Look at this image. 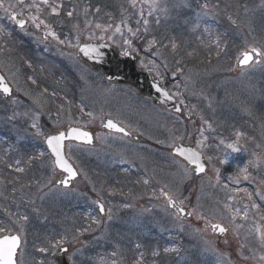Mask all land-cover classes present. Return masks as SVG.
<instances>
[{
    "label": "rangeland",
    "instance_id": "1",
    "mask_svg": "<svg viewBox=\"0 0 264 264\" xmlns=\"http://www.w3.org/2000/svg\"><path fill=\"white\" fill-rule=\"evenodd\" d=\"M0 3L5 23L11 26L10 13H18L29 22L28 31L21 34L27 39L34 37L36 43L33 55L24 52L20 65L13 60L1 61L16 96L8 102L0 98V134H5V140L0 138V226L5 229L0 235H21L20 264H53L58 249L46 253L39 249L62 237H67L65 245L72 249L70 264H135L136 260L142 264H264V209L251 207L254 198L264 207V200L256 194H264V63L230 76L244 50L253 46L264 49V0H156V8L152 7L153 0H136L135 7L129 0H49L50 5H62L58 16L40 0L35 4L41 11L37 13L34 7L30 14L18 6L20 0ZM204 3L208 4L207 16L201 15L199 7ZM69 11L73 12L71 17ZM30 15L45 20L56 38L46 36L43 25L37 29ZM228 16L237 24L233 25ZM144 20L148 21L147 31ZM206 21L222 28L224 42L223 37L218 40L227 48L209 63L204 57L214 52L207 49L209 46L203 47V35H199L209 30ZM98 24L101 28L96 27ZM196 24L199 27H194ZM117 27L120 32H116ZM153 39L156 44L149 47ZM90 40H106L122 54L139 53L141 66L176 99L184 101L186 117L164 113L128 88L108 84L84 68L76 58L77 48ZM173 40L179 45L175 53L170 47ZM142 50L150 53L143 54ZM188 52L193 55L188 56ZM178 68L182 71L177 72ZM172 73L179 78L175 82L170 81ZM191 114L197 117L195 122L189 120ZM33 117L46 134L67 126H89L97 132L99 148L71 145L67 151L82 176L73 189L53 185L58 173L44 148V138L34 135ZM106 117L140 133V143L102 135L101 122ZM235 132L243 134L237 144L239 152L227 147L236 143ZM177 136L183 139L176 140ZM203 136L208 138L204 156L212 159L208 161L209 176L198 181L192 173L191 179L184 174L186 167L172 156L169 145L196 147ZM40 152L45 155L30 159ZM17 160L25 169L23 173L14 171ZM245 166L249 179L234 182L231 177ZM131 187L135 192L142 188L144 193L134 196ZM161 189L183 201L195 224L181 221ZM245 189L253 193L251 201ZM99 199L111 210V219L99 218L94 203ZM140 203L145 212L138 210ZM237 210L240 215L233 218ZM245 211L248 216L243 219ZM21 216L28 217L21 221L22 232L21 224L15 223ZM93 218L100 224H92ZM147 223L157 230L152 232ZM202 223L225 224L229 233L218 240L204 226L203 239L197 240ZM89 225V231L77 235L78 229ZM144 238H150L147 244ZM159 242L164 249L176 251L158 257ZM79 243L81 247L76 248ZM151 244L156 245L153 251Z\"/></svg>",
    "mask_w": 264,
    "mask_h": 264
},
{
    "label": "snow or ice",
    "instance_id": "2",
    "mask_svg": "<svg viewBox=\"0 0 264 264\" xmlns=\"http://www.w3.org/2000/svg\"><path fill=\"white\" fill-rule=\"evenodd\" d=\"M130 4L135 7V3L136 0H129ZM21 3H23V0H21ZM40 3L45 5V6H49L51 7V12L54 15H59V8L62 7V5H50L49 4V0H40ZM33 7L36 8L37 13H39L41 11L39 5L37 4H33ZM158 5L156 3V0H153V4L152 7L156 8ZM185 6H190V5H185ZM0 7H3V4L0 3ZM200 9H201V15L207 16L208 15V4L204 3L199 5ZM161 11H166V9L161 8ZM97 12L100 11V9H96ZM5 12H7V9H5ZM67 15L69 17H71L73 15L72 11L67 12ZM12 20H14L17 24H19V26L21 28L25 27V21L22 19H17L16 16H11L10 17ZM29 19L32 21V23L35 25V27L37 29H39L41 27V25L44 26L45 29H47L46 31V36H52L54 38H56V34L55 32L51 31L50 26L45 22V20L40 19L38 15H30ZM228 20L233 24L236 25L237 21L235 19H233L231 16H228ZM157 23H159V20L156 21ZM139 23V21H138ZM143 24L145 25V31H147V24L148 21L144 20ZM97 28H101V25H96ZM194 27H199V24L194 25ZM130 32H132V29H129ZM139 31V29L136 30V32H133V35H136L137 32ZM116 32H120V28L117 27L116 28ZM101 39H103V37H100ZM63 42V41H61ZM125 43L130 44V41H125ZM156 44V41L153 39L151 41H149V47H152L153 45ZM167 47V46H165ZM170 47L172 52H176L177 49L179 48V45L173 40L170 42ZM216 47L218 49L217 51V55H219V50L221 48L220 42L219 40H217V44ZM79 51L83 52L85 55H90L92 53H97L98 54V50L96 48L90 47V46H84L79 48ZM125 55H127V53H125ZM188 56H192L193 53L192 52H188L187 53ZM264 63V49L259 48V47H251L249 50H246L245 52H243L238 60V64L241 68V70L243 71V69L245 67H249L252 64H261ZM31 65H29L30 67ZM177 72L182 71L181 69H177ZM30 80H32V83L35 84L36 81L33 80L31 77H29ZM156 91L157 93H159L160 95H162L166 100L167 99H172L173 95L167 91L166 89H164L162 86L157 85L156 86ZM45 92H47V89H45ZM0 93H3L6 96H11L12 95V88L9 86L8 83L5 82V77L0 76ZM54 95V93H53ZM12 103H16L15 100L12 101ZM37 103H39V101H37ZM179 103L182 105L184 103L183 100H180ZM60 111H62V109H60ZM81 111H83V109H81ZM177 112H181V108L177 107L176 108ZM88 116H92V113H87ZM15 116V114H14ZM204 123H208L207 121H204ZM209 128H211V125H208ZM104 127L110 130H113L115 132H119V133H123L124 135H128V133L126 132L125 128L121 125H118L116 122H114L112 119H108L107 122L104 124ZM31 128L35 129V133L34 135H36L37 137H43L44 138V143L47 146V150H49V155L50 157H52V163L54 165V170L56 168H58L59 170H61L63 173L66 174V178L65 179H60L57 183L65 188H68L71 186V181L74 180L78 173L77 170L73 167V165L69 162L68 156H67V152H66V148L67 151L70 152L71 151V144L69 143L68 145H66V141L68 142H72V141H78L81 142L83 144H92L93 142V138L90 132L88 131H84L80 128L77 127H68L65 130H57L55 133L52 134H46L42 128L41 125H39L37 122H35V117H33V123L31 124ZM235 137H236V143H229L227 144V147L229 149H231L233 152H239L241 151V149L239 147H237V144L239 143V141L241 140L243 134L240 132H235L234 133ZM176 140H182L183 136H177L175 137ZM207 137L203 136L202 139H198L196 142V147H183V146H175V145H169L170 147L174 148V154L183 158V160L186 162L187 165L192 166L191 168H185L184 170V174L191 179V172H195L196 174H204L206 171V165L203 162L204 161V153H203V149L207 148L208 145L206 144L207 141ZM221 144H224V141L221 140L220 141ZM45 155L44 152H40L39 155L37 157H32L30 159H38L40 157H43ZM212 157H207L208 161H211ZM224 163H226V161H222ZM20 161L17 160L15 162V167H14V171L17 173H23L25 171V169L23 167H20ZM255 166V165H254ZM10 168L13 167V165H9ZM217 172H219V170L217 169ZM249 172H248V168L247 166L238 169L237 174L234 177H231V179L234 180V182L239 183L240 179H244V180H248L249 179ZM149 181L147 179L144 180V183L147 184ZM217 182H219V175H217ZM224 187H228L227 184L224 185ZM236 191V190H234ZM245 194L247 195L248 199L251 201L252 197H253V193L248 192L246 189L244 190ZM115 194V193H113ZM257 195H260L261 199L264 200V194L261 193H256ZM161 195L166 199L167 204L169 207L177 209V215H183L185 214V209L183 207H180L179 205L183 204V201H178L176 198H174L169 192L164 191L163 189H161ZM94 203L97 205L98 207V212L100 214H105L107 213L108 218L111 219V210L110 209H106L105 205L100 202V201H94ZM251 207L254 209L259 210L260 209V205L255 203L254 201L251 203ZM193 213L192 212H187L186 215L187 216H191ZM240 212L239 210L236 211V213L234 214L235 216H239ZM248 216V213L245 211L243 214V219H246ZM262 219H264V216L261 217ZM28 217L27 216H21L18 220L15 221L16 224H21V221H27ZM92 224H96L99 225L100 224V220L93 218L91 221ZM212 230L214 232H219L220 234H225L228 229L224 226H222L219 223H214L210 225ZM90 225L89 227H85L83 229H78L77 230V235H83L85 232L90 230ZM5 229L4 227L0 226V232H4ZM20 231H23V225L21 224L20 227ZM75 238V237H73ZM261 241L262 243H264V236L261 237ZM68 242L67 237H62L61 239L53 242H49V247L45 248L42 247L39 249V251L41 253H46L48 252L50 249L54 252L55 250L59 249V251L63 252V253H67L68 249L67 247H65V244ZM22 243V237L21 235L17 234V235H8L5 234L3 235V238H0V264H18V259H17V252L18 249L20 248ZM139 247V246H138ZM168 251H176L175 249H165V252ZM153 255H157V253H153ZM69 259H71V257H69ZM261 260H264V256L261 257ZM41 264H43V261L41 262ZM135 264H142L141 260H136Z\"/></svg>",
    "mask_w": 264,
    "mask_h": 264
},
{
    "label": "water",
    "instance_id": "3",
    "mask_svg": "<svg viewBox=\"0 0 264 264\" xmlns=\"http://www.w3.org/2000/svg\"><path fill=\"white\" fill-rule=\"evenodd\" d=\"M16 25L19 26V24H17V23H16ZM86 45L93 47V48H96L98 50V54L92 53L90 55H85L83 52L79 51L78 57L88 67H90L91 69H93L96 72H100L109 83H113V84L121 85V86H127V87L131 88L137 95H139L140 97H142L146 100L151 101L156 106L163 109L164 111H168L170 113H173L174 115H183V106L175 98L166 100L162 95L157 93V91H156L157 85L162 86L164 89H166V88L150 72L142 69L139 66V58L136 54L129 52V53H127V55L121 56L116 47L109 45L105 41H103V42H86V43H83L80 46V48L84 47ZM246 68H248V67H245L244 69H246ZM237 70L241 71V68L238 64V61H237ZM0 76H3L1 71H0ZM174 79H176V76L172 75V80H174ZM5 82L8 83L6 80H5ZM12 93H13V90H12ZM4 96L9 98V96H6V95H4ZM177 107L181 108V112L176 111ZM108 119L109 118H106L102 123V129L105 132H111V133L123 135V136L127 137L128 139H130L134 142H136L138 140V137L133 135L124 126L123 127L125 128L128 135H124L123 133L115 132L113 130L105 128L104 124L107 122ZM191 119L194 121L196 118L194 116H192ZM114 122H116V121H114ZM117 124L120 125L119 123H117ZM77 128H80L84 131H88L91 133L92 138H93L92 144H83V143L78 142V141H72V142L66 141L65 142L66 145H68L69 143H76V144L84 145L87 147L97 146V142L95 140L94 134L91 131V129L83 128V127H77ZM178 146L191 147V146H187V145H183V144H179ZM46 148H47V146H46ZM173 155L180 158L186 164V162L183 160V158L174 154V149H173ZM203 162L206 165V171L204 174H196L193 171V173L198 178H202L208 174V166H207L205 160ZM186 166L188 168L192 167V166L187 165V164H186ZM73 167L76 169V167L74 165H73ZM56 169L61 175L66 176V174L63 173L61 170H59L58 168H56ZM77 173H78L77 177L71 181V186L68 188H72L74 186V183L80 178V174H79L78 170H77ZM65 178H57L55 183L57 185H59L57 182L60 179H65ZM59 186H61V185H59ZM175 210L177 211V209H175ZM186 213L187 212L185 210V214L180 215V216L183 217L184 219H186L187 221H190V217L187 216ZM101 215L104 216V214H101ZM8 235H17V234H8ZM220 235H224V234H220ZM0 238H3V235L0 236ZM20 249H21V246L17 252L18 264H19ZM67 249H68L67 253H63L61 251L58 252V254L55 257V261H56L55 264H69L67 261V256L70 252V249H69V247H67Z\"/></svg>",
    "mask_w": 264,
    "mask_h": 264
},
{
    "label": "flooded vegetation",
    "instance_id": "4",
    "mask_svg": "<svg viewBox=\"0 0 264 264\" xmlns=\"http://www.w3.org/2000/svg\"><path fill=\"white\" fill-rule=\"evenodd\" d=\"M29 2V3H31L32 2V0H23V2ZM17 33V32H16ZM19 35L18 36H15V37H11L9 40H3L2 41V44H3V46L1 45V47H0V62L2 61V62H4V63H7V62H10V61H14V63L15 64H18V65H20L22 62H23V60L25 59L24 58V52L26 53V54H28V56H29V53H30V55H33V53H32V50L33 49H35L36 48V43L34 42V37H30V38H25V37H23V35L21 34V32H19L18 33ZM13 39H18L17 41H16V50H15V53L13 54V52H11V51H9L10 49H11V47H10V43H11V41L13 40ZM44 40H47V37L46 36H44ZM24 49V51H22ZM142 52L144 53V54H149L150 53V51H144V50H142ZM17 59H16V58ZM76 58H77V53H76ZM78 59V58H77ZM79 61V60H78ZM83 66H84V68H86V69H88V70H90L91 72H93L91 69H89L87 66H85L81 61H79ZM4 63H2V64H4ZM1 64V63H0ZM1 64V65H2ZM0 65V67H1V69H2V66ZM5 65V64H4ZM3 70V69H2ZM95 75H99V74H97L96 72H93ZM26 75V74H25ZM101 76V75H100ZM102 77V76H101ZM13 96H15V92H14V95ZM13 99V98H12ZM126 126V125H125ZM127 127V126H126ZM127 128H129V127H127ZM66 128L64 127L63 129H61V130H65ZM93 129V128H92ZM130 129V128H129ZM133 133H135L136 131H134V130H132V129H130ZM93 131H94V135H95V137H96V139H97V141H98V146H97V148H99L100 147V141H99V138H98V134H97V132L93 129ZM101 133H102V135H109V133H107V132H103V131H101ZM135 134H137L138 135V141L137 142H134V141H130V139H128V138H126V137H124V136H122V135H117V134H114V136H118V137H120L121 139H124L125 141H127L128 143H132V144H139L140 143V140L142 139V137H141V135H140V133L138 134V132L137 133H135ZM110 135H113V134H110ZM162 164H164V163H162ZM208 176H206V177H204V178H201V179H197L198 181H201V180H203V179H205V178H207ZM127 183H130L129 181L127 182ZM89 188L91 187L90 185L88 186ZM96 187V186H95ZM215 188H217V187H214V188H212V186H211V189H215ZM130 193H132V195H134V196H136V195H139V194H141V193H144V189H142V188H138V190H137V192H135V188L134 187H131L130 188ZM113 198H115L116 200H118L119 198L117 197V196H114ZM177 199V198H176ZM178 200V199H177ZM97 201H102L101 199H99V200H97ZM179 201V200H178ZM253 201L255 202V203H257V204H259L258 203V199L257 198H254L253 199ZM105 205V204H104ZM106 206V205H105ZM182 206L183 207H185L189 212H190V210H189V208L188 207H186V206H184L183 204H182ZM137 208H138V210H140V211H144L145 212V209H144V205L143 204H138L137 205ZM96 209H97V213H98V207H97V205H96ZM106 209H108L107 208V206H106ZM172 209V208H171ZM173 210V209H172ZM174 211V210H173ZM176 214V213H175ZM177 215V214H176ZM107 213H106V218H107ZM100 218V217H99ZM180 218V217H179ZM100 219H103V218H100ZM181 219V218H180ZM182 220V219H181ZM183 223H185V224H188V225H193V224H195L194 222H193V217H192V222H183ZM145 224L146 223H142L141 225L142 226H145ZM211 224H213V223H202V224H199V228L201 229V234L200 235H198V237L200 238H197V240H202L203 239V230H202V228L204 227V226H206L210 231H211V235L214 237V238H216V239H219V237H217V236H226L228 233H229V228L225 225V224H221L222 226H225L227 229H228V233L226 232V234L225 235H220V233L219 232H214L213 230H212V228H211ZM147 227H149L150 228V230H152V232H154V231H156L157 230V228L158 227H156V226H151V224L150 223H147ZM160 228H163V227H161L160 226ZM151 232V233H152ZM151 235H153V234H151ZM149 239L150 238H144L143 239V242L144 243H146V241H147V243H148V241H149ZM221 240H224V238H220ZM161 241H164V244H165V240H164V238L163 239H161ZM240 241L242 242V240L240 239ZM244 242V241H243ZM146 243V244H147ZM160 244H161V242H159ZM152 245V244H151ZM156 248V245H152V251L154 250ZM158 248H159V252L161 253V254H159L158 255V257L159 256H162L164 253H165V249H164V245L163 244H161V245H158Z\"/></svg>",
    "mask_w": 264,
    "mask_h": 264
},
{
    "label": "trees",
    "instance_id": "5",
    "mask_svg": "<svg viewBox=\"0 0 264 264\" xmlns=\"http://www.w3.org/2000/svg\"><path fill=\"white\" fill-rule=\"evenodd\" d=\"M4 28L2 21L0 20V30Z\"/></svg>",
    "mask_w": 264,
    "mask_h": 264
}]
</instances>
